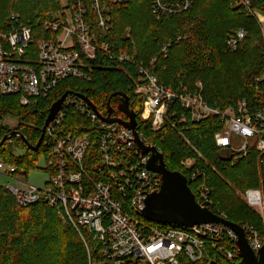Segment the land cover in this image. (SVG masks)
Masks as SVG:
<instances>
[{"label": "built area", "instance_id": "1", "mask_svg": "<svg viewBox=\"0 0 264 264\" xmlns=\"http://www.w3.org/2000/svg\"><path fill=\"white\" fill-rule=\"evenodd\" d=\"M127 1L60 0L61 11L51 13L42 24L51 37H40L36 43L32 29L19 22L16 14H11L12 26L0 33V96L18 95L20 103L25 105L31 99L48 96L65 78L91 80L87 61L96 57L98 49L105 53L109 49L107 43L98 42L90 24L107 32L111 23L108 2L122 5ZM231 1L232 8L245 10L257 20L264 44V11L253 7L250 0ZM191 5L192 0H151V10L157 20L164 15L181 13ZM247 36L245 27L232 29L225 47L236 50ZM168 46L163 45L162 54H166ZM118 59L133 63L137 68L132 93L142 102L140 120H150L152 132H159L171 104L178 103L184 111L178 118L180 123L198 122L210 116L219 119L222 130L214 134V142L229 160L244 157L250 151L256 154L259 186L248 188L244 196L246 205L260 217L262 231L243 222L237 225L243 230L250 248L257 252L264 246V108L251 110L245 99L236 102L234 107H211L203 99L199 80L194 90L182 85L175 90L159 84L151 68L135 60V52L120 53ZM258 80H264V74ZM63 104L72 105L96 125V152L90 154L91 163L87 169L85 159L91 137L88 133L60 134L58 128L65 116L60 108L44 132L49 149L43 169L48 178L42 186L27 183L16 174L14 165L0 158V173L25 186H6L21 207L43 201L49 208H54L82 238L88 252V264L93 262L82 229L96 247L100 264H197L203 261L216 264L217 257L221 256L226 261L239 262L237 235L223 223L185 227L146 220L142 215L145 200L149 194L158 191L161 184L160 175L146 167L151 153L142 155L132 130L117 122H105L102 116L106 114L99 115L82 98L70 94ZM170 115L175 118V111ZM175 123L172 119L171 125ZM136 135L144 145L155 146L162 153L137 130ZM181 164L191 171L192 178L200 174L194 158H186ZM197 194L195 199L201 206L228 219L224 212L210 208L213 202L207 186L201 185Z\"/></svg>", "mask_w": 264, "mask_h": 264}, {"label": "trees", "instance_id": "2", "mask_svg": "<svg viewBox=\"0 0 264 264\" xmlns=\"http://www.w3.org/2000/svg\"><path fill=\"white\" fill-rule=\"evenodd\" d=\"M231 3V0H192L189 9L157 20L151 10V0H128L122 5L108 2L110 29L104 33L90 24L98 42L107 43L109 49L108 53L98 49L96 57L87 61L91 80L65 78L48 96L31 99L25 105L20 103L18 95L0 96V141L11 131L18 133L0 144V157L16 167V174L27 175L35 168L37 159L47 153L49 142L43 137L39 148L33 151L21 136L31 145L38 142L49 108L60 95L66 91L69 95H82L100 114H107L108 97L122 91L128 96L129 108L136 113L137 132L162 150L168 169L185 175L195 197L201 185L207 186L213 202L211 209L225 212L232 223L243 222L262 231L258 214L239 201L231 188L259 186L256 154L250 151L233 163L215 146L214 134L222 130L219 119L210 116L198 122L180 123L178 118L184 111L178 103L171 104L159 132H152L150 120H140L142 102L132 93L137 68L133 63L118 59L120 53L135 52V60L148 65L159 84L175 90L180 85L194 90L199 80L203 99L211 107H234L236 102L245 99L251 110L263 109L264 80H258L264 74L261 28L253 16L238 7L232 8ZM250 3L264 11V0H250ZM59 11L60 0H0V33L10 29L13 24L10 16L16 14L19 22L32 29L36 43L40 37H51L42 24L51 13ZM87 11L93 15L90 9ZM241 26L247 29L248 36L236 50L227 49L225 40L229 32ZM164 44H169L165 55L160 50ZM153 59L154 63L150 64ZM119 102V96L110 100L116 113H120L116 109ZM61 110L65 116L58 128L60 134L88 133L91 137L85 159L89 169L90 154L97 148L98 129L72 105L63 104ZM172 111L175 118H171ZM6 117L17 119L13 129L4 124ZM172 119L176 120L175 125H171ZM14 148L23 153L16 155ZM186 158L195 159V167L200 172L196 178L182 166ZM82 233L91 261H100L87 232L82 229ZM217 258L223 259L222 256ZM0 264H88V252L75 227L63 221L54 208L43 201L21 207L9 189L0 185Z\"/></svg>", "mask_w": 264, "mask_h": 264}, {"label": "water", "instance_id": "3", "mask_svg": "<svg viewBox=\"0 0 264 264\" xmlns=\"http://www.w3.org/2000/svg\"><path fill=\"white\" fill-rule=\"evenodd\" d=\"M69 93L70 92L68 91L64 92L51 104L41 129L40 138L35 145H31L23 136H21V140H23L30 150L36 151L39 148L44 137L46 125L49 124L60 110L64 99ZM76 96L82 98L91 107L90 109L99 114L88 98L79 94H76ZM114 96L120 97V102L116 109L121 112L126 119L111 116L114 109L110 106V100ZM106 112L107 115L102 116V119L105 122H117L130 129V131H133L136 137L137 149H139L141 154L145 155L148 152L151 153L147 161V169L160 175L161 184L159 190L149 194L145 200V208L142 215L146 220L155 223L163 222V224L174 223L185 227H191L201 223H223L231 228L237 235L235 243L240 257L238 264H264V246L257 252H254L248 245L244 232L240 229L241 227L237 225V223H232V221L228 219H223L208 207L201 206L196 201L194 193L189 189L190 187L185 175L179 171L168 169L165 162H163V154L160 153V151L158 152L155 146H146L139 140L135 130L137 124L136 113L129 108L128 96L125 92H113L108 97L106 102ZM14 135H18V133L16 131H11L2 138L0 144Z\"/></svg>", "mask_w": 264, "mask_h": 264}, {"label": "rangeland", "instance_id": "4", "mask_svg": "<svg viewBox=\"0 0 264 264\" xmlns=\"http://www.w3.org/2000/svg\"><path fill=\"white\" fill-rule=\"evenodd\" d=\"M126 36H130L129 35V30L127 29L126 31ZM186 35H184L185 37ZM227 48V47H226ZM228 49V48H227ZM230 50V49H229ZM4 124L8 125L9 128L13 129L16 124H17V119L15 117H6L4 118ZM13 144V143H12ZM14 153L16 155H21V153H23L22 150L16 149L14 148ZM1 158V157H0ZM2 159V158H1ZM3 160V159H2ZM4 161V160H3ZM237 161V158L235 160H232L233 163H235ZM5 162V161H4ZM7 163V162H5ZM46 163V155L42 154L36 161L35 163V168H32L27 175L25 176H21L20 178H22L24 181H26L29 184H33V185H38V186H42L44 181L48 178V174L47 172L44 171V165ZM10 184H13L17 187H25L23 185H19L18 182L14 181L11 177L1 174L0 173V185H4V186H8ZM232 190L234 191L235 196L239 199V201L243 202L246 205L245 202V191L248 189H241V188H236L231 186ZM264 200V199H263ZM247 206V205H246ZM248 207V206H247ZM249 208V207H248ZM225 213V212H224ZM256 213V212H255ZM257 214V213H256ZM63 221H65L62 218ZM151 223V222H150ZM204 257L207 258L208 260H211L209 258V256H207V254H204ZM238 262H232V261H226L225 259H218L216 264H235ZM93 264H100V261H95L93 260Z\"/></svg>", "mask_w": 264, "mask_h": 264}, {"label": "flooded vegetation", "instance_id": "5", "mask_svg": "<svg viewBox=\"0 0 264 264\" xmlns=\"http://www.w3.org/2000/svg\"><path fill=\"white\" fill-rule=\"evenodd\" d=\"M112 115H117L119 117H123V114L121 112L120 113H116V110L115 109L113 110Z\"/></svg>", "mask_w": 264, "mask_h": 264}, {"label": "bare ground", "instance_id": "6", "mask_svg": "<svg viewBox=\"0 0 264 264\" xmlns=\"http://www.w3.org/2000/svg\"><path fill=\"white\" fill-rule=\"evenodd\" d=\"M110 106H111V105H110ZM99 115H101V114L99 113ZM106 115H107V114H106ZM111 116H112V117H115V116H113L112 114H111Z\"/></svg>", "mask_w": 264, "mask_h": 264}]
</instances>
